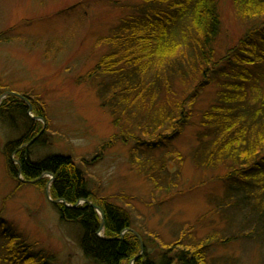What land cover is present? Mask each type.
Instances as JSON below:
<instances>
[{"label":"trees","instance_id":"obj_1","mask_svg":"<svg viewBox=\"0 0 264 264\" xmlns=\"http://www.w3.org/2000/svg\"><path fill=\"white\" fill-rule=\"evenodd\" d=\"M233 3L244 19L264 17V0ZM134 9L136 13L122 18L107 36L98 39L97 45L106 46L107 51L78 80L95 86L100 106L109 112L117 130L102 151L112 147L117 137L125 143L133 140L130 158L135 169L161 188L162 182L176 176L170 162L182 165L184 161L173 141L192 123L200 91L215 82L217 99L200 114L202 130L193 159L197 167L225 171L217 178L227 183V196L210 197L217 212L249 206L255 220L246 236L257 233L263 237L264 25L251 29L219 56L216 46L222 19L217 0H143ZM176 78L194 86L187 96L179 97ZM1 94L0 87V98ZM31 103L33 116L45 120L39 98ZM29 107L16 95L1 100V117L12 129L24 131L5 146L7 173L22 185L21 169L24 179L36 180L42 189L52 179L51 196L64 201L54 205L63 220L80 226L87 258L95 264H210V248L215 241H225L221 236L196 240L186 228L183 236L190 238L189 243L176 240L150 253L131 230L130 211L95 193L72 157L50 155L32 161L28 147L41 141L44 125L29 115ZM158 152L163 153L157 156ZM45 174L52 178L42 177ZM170 182V187L176 184ZM233 194L242 195V200L232 202ZM0 264L60 263L54 251L29 241L1 211Z\"/></svg>","mask_w":264,"mask_h":264},{"label":"rangeland","instance_id":"obj_2","mask_svg":"<svg viewBox=\"0 0 264 264\" xmlns=\"http://www.w3.org/2000/svg\"><path fill=\"white\" fill-rule=\"evenodd\" d=\"M142 2L0 0L1 96L6 92L20 94L30 105L31 117V100L38 97L47 119H40L44 125L42 138L29 145V157L32 161L50 155L72 157L95 193L130 211L132 228L150 253L176 240L189 243L190 238L183 236L189 228L196 240L216 235L225 240L212 243L210 264H264V236H246L255 220L251 208L244 204L238 209L235 205L217 212L210 197L220 200L227 196V183L217 178L225 171L197 167L193 159L202 130L200 114L217 99L215 80L200 91L192 123L173 141L184 161L182 165L170 162L176 176L162 182L161 188L154 187L135 169L130 158L133 140L125 143L117 137L112 147L101 149L117 130L109 112L100 106L95 86L78 80L107 51L106 46L97 45L98 39L107 36L122 18L136 13L134 8ZM217 2L222 28L216 49L221 56L251 29L264 25V17L244 19L237 14L233 0ZM174 85L179 97L187 96L193 86L181 84L179 78ZM23 132L12 129L0 114V213L29 241L54 251L60 264H95L82 250L80 226L61 218L50 190L47 192L52 179L42 189L36 180L28 181L19 174L24 184L18 185L8 175L5 146ZM47 176L51 177H42ZM171 180L176 182L173 187L169 186ZM231 198L240 202L243 196L233 194ZM228 238L232 239L226 242Z\"/></svg>","mask_w":264,"mask_h":264},{"label":"water","instance_id":"obj_3","mask_svg":"<svg viewBox=\"0 0 264 264\" xmlns=\"http://www.w3.org/2000/svg\"><path fill=\"white\" fill-rule=\"evenodd\" d=\"M8 95H16V96H19V97H22L20 94H17V93H13V92H6V93H4L2 96H1V98L0 99H3V98H5L6 96H8ZM25 101H26V99L25 98H23ZM27 102V101H26ZM34 119H39L38 117H34ZM44 130V129H43ZM43 130H42V132H41V134L43 133ZM40 134V135H41ZM19 174H21V169L19 170ZM23 181H25V180H23ZM49 190H50V188L49 187H47V192L49 193ZM55 203H59V202H64V201H62V200H55L54 201ZM69 206V205H68ZM98 211L100 212V214L103 216V212L100 210V209H98ZM103 225V224H102ZM133 231V230H132ZM134 233L140 238V240L143 242V240H142V238H141V236L137 233V232H135L134 231ZM143 245V244H142Z\"/></svg>","mask_w":264,"mask_h":264}]
</instances>
